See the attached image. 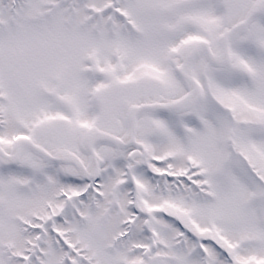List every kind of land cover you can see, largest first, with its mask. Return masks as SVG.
Instances as JSON below:
<instances>
[{
    "label": "snow or ice",
    "instance_id": "obj_1",
    "mask_svg": "<svg viewBox=\"0 0 264 264\" xmlns=\"http://www.w3.org/2000/svg\"><path fill=\"white\" fill-rule=\"evenodd\" d=\"M0 264H264V0H0Z\"/></svg>",
    "mask_w": 264,
    "mask_h": 264
}]
</instances>
